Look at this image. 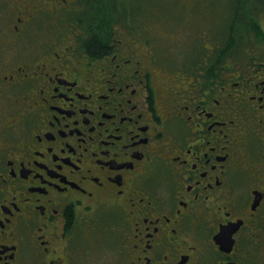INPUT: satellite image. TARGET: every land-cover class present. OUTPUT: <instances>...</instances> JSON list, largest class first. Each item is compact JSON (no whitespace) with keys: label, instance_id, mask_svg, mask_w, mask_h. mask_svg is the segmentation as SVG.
<instances>
[{"label":"flooded vegetation","instance_id":"obj_1","mask_svg":"<svg viewBox=\"0 0 264 264\" xmlns=\"http://www.w3.org/2000/svg\"><path fill=\"white\" fill-rule=\"evenodd\" d=\"M103 1L0 0V264H264L261 56Z\"/></svg>","mask_w":264,"mask_h":264},{"label":"rangeland","instance_id":"obj_2","mask_svg":"<svg viewBox=\"0 0 264 264\" xmlns=\"http://www.w3.org/2000/svg\"><path fill=\"white\" fill-rule=\"evenodd\" d=\"M138 1L143 4L150 2V0ZM152 1L154 2L155 7L157 6L158 9H161L158 10L157 17H155L156 23L154 28L156 34L158 37L166 41L165 43L167 45L170 44L172 49H175L174 46L181 45L183 38H189L188 41L191 40L190 43L194 45V41L198 40L199 42L203 35L208 37L213 34L215 35L216 32V34H221L223 41L226 40L228 36L226 28L230 22L229 13L235 6V4L231 5L230 3H233L235 0H193L196 4V10L200 11L199 16L196 13L192 15L188 14L191 10L188 12L185 4L191 2V0ZM120 2L128 3L134 2V0H120ZM245 9H255L254 13L256 14V19L259 22L261 29L264 31V0H249V2H246ZM151 18H153V16ZM169 18H175L177 25L184 24L185 26L182 29L178 27L172 29L166 22ZM190 23H192L193 26ZM233 30L230 34H232V32H234V34L237 32V28L234 27ZM224 31L226 34H222ZM174 32L175 34H172ZM249 34H251V37H249ZM241 36L240 40L238 39L239 37L234 38L236 42L234 41L231 45L233 48L229 52L231 53L234 51L238 60L241 61L242 58H245L247 55L245 51H249L255 53V55H258L259 57L261 56L260 60L261 62H264V56H262L264 54V39L259 38L250 32L246 33L245 31L241 33ZM156 43L159 52L164 50L165 43L162 40L156 38ZM224 44L225 43H223V45ZM197 46H200V42ZM187 56L188 55H185V57ZM164 59L168 61L166 57H164Z\"/></svg>","mask_w":264,"mask_h":264},{"label":"trees","instance_id":"obj_3","mask_svg":"<svg viewBox=\"0 0 264 264\" xmlns=\"http://www.w3.org/2000/svg\"><path fill=\"white\" fill-rule=\"evenodd\" d=\"M86 2V0H83ZM236 1V2H235ZM233 3H230L231 5L235 6L232 8V11L229 13V18H230V22L226 28V30L228 31V36L226 38V40L223 41V43H225V47L230 46L231 44L234 43L235 41V37H239L238 39H240L241 33L242 32H246V33H252L255 36L264 39V33L263 30L261 29L259 22L256 19V14L254 13V10H246L245 9V5L246 2H249V0H235ZM103 0H99V6L97 7V18H101L102 17V6L104 5ZM139 2L138 0H134L133 3ZM129 3V2H128ZM147 3V2H146ZM89 5H90V0H89ZM161 10V9H160ZM235 28H237V32H232L231 31ZM234 31V30H233ZM222 34H226V32H222ZM236 42V41H235Z\"/></svg>","mask_w":264,"mask_h":264}]
</instances>
